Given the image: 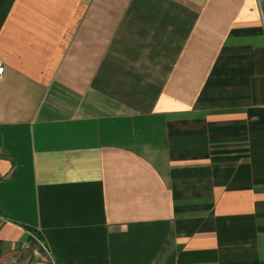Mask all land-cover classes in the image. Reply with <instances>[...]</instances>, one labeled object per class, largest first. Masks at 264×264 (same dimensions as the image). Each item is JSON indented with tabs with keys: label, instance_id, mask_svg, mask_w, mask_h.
I'll use <instances>...</instances> for the list:
<instances>
[{
	"label": "crops",
	"instance_id": "obj_1",
	"mask_svg": "<svg viewBox=\"0 0 264 264\" xmlns=\"http://www.w3.org/2000/svg\"><path fill=\"white\" fill-rule=\"evenodd\" d=\"M0 61V264H264V0H0Z\"/></svg>",
	"mask_w": 264,
	"mask_h": 264
},
{
	"label": "built area",
	"instance_id": "obj_2",
	"mask_svg": "<svg viewBox=\"0 0 264 264\" xmlns=\"http://www.w3.org/2000/svg\"><path fill=\"white\" fill-rule=\"evenodd\" d=\"M3 73H4V66H3L2 62L0 61V78L3 76ZM29 260H30V257H29Z\"/></svg>",
	"mask_w": 264,
	"mask_h": 264
}]
</instances>
